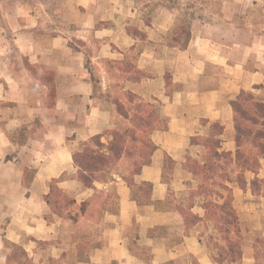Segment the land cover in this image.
Masks as SVG:
<instances>
[{"label": "crops", "instance_id": "0c3cea01", "mask_svg": "<svg viewBox=\"0 0 264 264\" xmlns=\"http://www.w3.org/2000/svg\"><path fill=\"white\" fill-rule=\"evenodd\" d=\"M64 1L59 26L20 3L0 34V264H264V156L237 165L234 110L264 105V0ZM129 96L156 112L153 151L85 186L74 156L131 126ZM210 165L236 233L207 215Z\"/></svg>", "mask_w": 264, "mask_h": 264}, {"label": "trees", "instance_id": "16d2710c", "mask_svg": "<svg viewBox=\"0 0 264 264\" xmlns=\"http://www.w3.org/2000/svg\"><path fill=\"white\" fill-rule=\"evenodd\" d=\"M129 107L128 110L122 104H118V113L124 117H129L130 111H133L132 116L134 128L138 131L144 133L145 130L149 132L152 131L155 127L156 122H158V117L155 110H149L141 112L144 108H151L145 104L140 103V107L131 108V105L134 101H138L135 97L129 96ZM124 110V112H123ZM234 110L236 112L235 121H236V131H237V142L238 147L240 148L236 156V162L239 168L243 171L250 170L256 172L259 163L258 156H254L251 153H247V148H257V153L259 156H264V105L252 101L250 95H242L237 102L234 103ZM153 113L156 115V121L153 119ZM136 115V116H135ZM136 123V124H135ZM120 133V132H115ZM115 135V134H114ZM122 135V134H120ZM133 142L137 141V138L134 135L131 136ZM111 142H114V136L112 135ZM150 144L151 150L149 154L138 155L137 157L142 159V162L139 164L136 170L133 171L131 175H136L139 173L141 167L147 163L149 155L153 151L152 144ZM90 144H93L91 148ZM104 145L101 144L99 138H95L89 143H86L82 151L74 156V161L77 167L79 168V178L84 183L85 186H92L93 181L105 178L107 171H110L112 166H115L122 156L125 154L122 152V148L115 150L112 148H107L106 151L100 150ZM91 152H89V148ZM105 152V153H104ZM134 154L125 156V159L134 157ZM88 158L89 161L93 163V169L85 168L80 164L79 158ZM216 158L224 159L225 161H230V157L227 155H216ZM133 163V162H132ZM136 164V163H135ZM131 165V164H130ZM85 168V169H84ZM91 171L90 173H88ZM194 174L201 178L203 184L200 187V194L205 197L211 198L216 197L218 199H224L223 204H216L212 201L208 202L206 205L208 217L216 223L219 230L222 232L238 231L237 227V218L235 212L231 206V192L230 189L225 185V181H229L228 174H218L217 167L214 166H205V167H196L193 169ZM219 179V181H217ZM239 183L243 185L244 180L242 176L238 178ZM224 193L226 196L224 197ZM236 248V247H235ZM235 248H232V256L235 254Z\"/></svg>", "mask_w": 264, "mask_h": 264}, {"label": "rangeland", "instance_id": "374dc122", "mask_svg": "<svg viewBox=\"0 0 264 264\" xmlns=\"http://www.w3.org/2000/svg\"><path fill=\"white\" fill-rule=\"evenodd\" d=\"M167 1L170 2L171 4L175 2V0H167ZM20 3L32 5L33 8H37V9L44 8L45 10H47L46 12L47 14L42 12V15L43 16L48 15V19L51 20V22H53L57 26H59V22L63 20L62 13L60 12V10L62 9V6L65 3L64 0H0V34H3V35L5 34L3 30L6 29V23H7L6 15H7L8 9L12 7L13 5L20 4ZM183 32L184 33H182V38H181L182 41H184L187 38L186 30H184ZM10 54L12 55V57H14V54L12 52H10ZM141 106L142 105L138 101H134L131 105V108L140 107L141 109ZM149 110L153 111V108L152 109L144 108L141 112L146 113V111H149ZM134 114L136 113L131 111V115L133 116ZM153 117H154L153 119L156 121L155 113H153ZM131 121H132L131 126H119V131L118 130L110 131L109 132V138L111 137L110 140H108L107 143L103 144L104 146L100 150L106 151L107 148L110 149L114 146L113 148L115 150H118L121 147L122 152L125 154L126 157L128 155L134 154L135 155L134 157L132 158L128 157L126 160L129 162V165L131 164L130 173L132 174L133 171L136 170L139 164L142 162V159L138 158L137 156L138 155L143 156L142 154L144 155L149 154L151 147H150V144L148 143V138H147L149 131L145 130L144 133L141 131H138L136 128H134L133 120ZM115 132H120V133H115ZM134 134L137 138V141L135 142L131 140L132 139L131 136ZM112 135L114 136V142H111ZM90 147L92 148L93 144H90ZM90 147H87L89 148L88 149L89 152H91ZM79 162L85 168L88 167L91 170L93 169V163L89 161L88 158H85V157L79 158ZM90 172L91 171H89L88 173ZM109 174H110V171H107V173L105 174V177L109 176ZM54 200L56 201V210L61 214L66 213V199L59 197V195L56 192H54Z\"/></svg>", "mask_w": 264, "mask_h": 264}]
</instances>
